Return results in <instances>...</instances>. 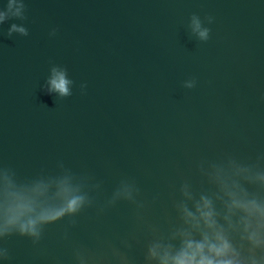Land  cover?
<instances>
[{"label": "water", "instance_id": "water-1", "mask_svg": "<svg viewBox=\"0 0 264 264\" xmlns=\"http://www.w3.org/2000/svg\"><path fill=\"white\" fill-rule=\"evenodd\" d=\"M17 5L0 22V175L16 189L48 183L50 198L67 176L88 202L38 239L0 236V264H158L150 246H178L188 227L181 203L205 195L223 213L216 168L264 200V0ZM123 184L131 197L113 200Z\"/></svg>", "mask_w": 264, "mask_h": 264}, {"label": "clouds", "instance_id": "clouds-1", "mask_svg": "<svg viewBox=\"0 0 264 264\" xmlns=\"http://www.w3.org/2000/svg\"><path fill=\"white\" fill-rule=\"evenodd\" d=\"M13 4L14 0H9L8 10L19 15L20 6L17 5L13 10ZM9 11H0V22L6 19ZM193 23L194 30H199V35L205 37L207 30H200L198 21L194 20ZM12 27L16 28L15 25ZM53 72L52 88L67 94L69 81L62 72L55 69ZM247 171L236 168L237 175ZM254 179L264 184V173H258ZM215 180L219 185L216 199L222 202L223 213L217 211L213 200L205 195L194 202V210L181 203L182 219L188 227L174 233V237L180 238L178 246L155 243L149 248L150 258L156 259L158 264H264V200L250 198L247 191L232 180L223 168H216ZM0 183L3 186L0 236L15 229L22 235L38 239L42 225L52 223L66 214L77 213L88 202L87 197L73 187L67 176L55 181L56 192L52 198L48 196L50 185L42 181L30 188L16 189L4 174L0 175ZM131 195V187L123 184L114 193L113 200L121 196L130 198ZM184 196L192 199L187 187ZM52 199L59 202H51ZM234 216L237 217L235 222ZM218 218H222L227 227L219 223ZM229 230L239 231L240 240L247 241L248 255L242 253L243 243L237 245L233 242ZM257 250H260L259 255ZM4 255V250L0 249V257Z\"/></svg>", "mask_w": 264, "mask_h": 264}]
</instances>
